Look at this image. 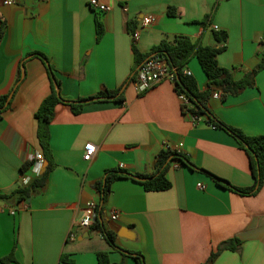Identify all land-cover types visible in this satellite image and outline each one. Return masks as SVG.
Wrapping results in <instances>:
<instances>
[{
    "label": "crops",
    "instance_id": "obj_1",
    "mask_svg": "<svg viewBox=\"0 0 264 264\" xmlns=\"http://www.w3.org/2000/svg\"><path fill=\"white\" fill-rule=\"evenodd\" d=\"M14 1L6 6L0 0L5 23L0 96L13 93L21 72L12 108L0 120V196L25 186L24 178L33 183L49 166L44 169L48 161L35 114L51 94V82L38 54L55 68L64 100L77 102L121 89L124 101L84 104L80 114L63 103L56 107L50 125L56 167L46 185L18 204L0 201V206L18 210L16 216L0 213V264H99V252H107L111 264H136L133 254L139 253L145 264H205L232 239L240 244L220 251L214 264H264V187L254 196H242L177 160L167 174L169 190L148 192L131 178L112 184L103 213L96 217L114 233L117 248L93 229L96 218L90 228H78L87 203H100L95 185L107 170L151 174L158 154L168 148L236 187L252 186L246 152L205 117L195 122L191 113H184L173 83L162 81L140 94L128 80L135 68L134 47L148 54L178 37L218 46L216 30L228 35L220 44L226 48L218 55L219 65L235 80L243 79L262 60L264 0H99L111 6L108 12L92 9L91 0ZM171 8L175 16L169 14ZM150 15L156 21L134 43L133 32ZM206 18L209 27L203 24ZM98 21L103 28L99 39ZM186 68L199 91H206L208 78L199 61L193 58ZM213 94L206 105L220 121L249 136L264 135V70L254 87L237 96L223 100ZM88 144L96 146L91 162L83 158ZM37 155H43V162ZM113 211L119 214L116 221ZM74 229L76 238L70 240ZM64 255L71 263L62 261Z\"/></svg>",
    "mask_w": 264,
    "mask_h": 264
},
{
    "label": "trees",
    "instance_id": "obj_2",
    "mask_svg": "<svg viewBox=\"0 0 264 264\" xmlns=\"http://www.w3.org/2000/svg\"><path fill=\"white\" fill-rule=\"evenodd\" d=\"M169 14L175 16L176 9L171 8L169 10ZM203 24L205 27H209V18H206V22ZM4 25L5 23L0 18V42L2 41L4 35ZM102 34V24L98 21L97 38L99 39ZM215 37L218 46H204L200 42H193L188 37H178L172 43L167 41L161 42L148 54H142L137 48L134 47L133 54L135 68L133 75L128 81H136L139 68L146 60L153 57L165 58L168 64L176 70V79L174 85L176 87L177 93L179 95L184 94L188 98V104L182 105V111L184 113H191L194 117L201 118V116H203L206 118L208 124L214 125L216 128H221L234 137V139L238 142L239 148L245 151L249 157L252 177L254 179L252 186L247 188L236 187L227 180H224L208 171L197 168L186 156L179 153L178 151L165 149L158 154L155 160L154 170L151 174L132 175L122 170H107L103 180L99 181L95 185V188L100 196V203L97 213H103V205L111 193L112 184L121 178H131L137 182H140L148 192H161L171 189L172 183L168 179L167 174L170 167L172 166V163L176 160L192 170H200L205 172L217 185L242 196H254L258 194V192H260V190L264 187V135L249 136L240 129L226 125L214 114H212L206 105L207 101L215 91H220L222 99L225 100L229 96L239 95L248 87H254L256 75L260 71L264 70V52L260 64L253 71L249 72L243 79L235 80L232 72L221 67L218 63V55L226 48L225 44L222 46L220 44L227 42L228 35L224 31L216 30ZM37 56H39L46 63L51 82V94L46 99H44L35 114V118L38 121L37 136L44 150V154L49 166L45 174L40 178L35 179L30 185L23 186L10 195L0 196V201H5L6 203L10 204H18L21 201L28 199L37 188L45 186L50 173L56 167L50 145V125L54 120L56 107L62 103L69 105L74 114H80L84 108V104L78 103V101L69 102L62 98V96L56 90V86L60 88V82L55 76V68L49 63L48 59L44 55L38 54ZM193 58H196L199 61L204 73L208 78V89L204 92L199 91L195 79L186 76L183 73L187 64ZM20 80L21 72L18 74V82L12 92L17 91ZM10 94L0 96V120H2L5 113L12 108V100L7 105ZM93 98H99L98 101L109 100L112 98L111 100L123 102L124 94L121 92V89L116 91L106 90L98 93ZM82 100L83 99H80V101ZM28 165L30 164L24 165L23 169H26ZM136 177L146 180L140 181L137 180ZM95 218V226L93 229L100 231L110 243V245L113 248H117L115 245L114 233L107 231L105 227L97 220V217ZM239 244L240 240L238 239H232L224 242L219 247L218 252L212 253L205 264H214V261L220 251L228 248L236 249V246ZM97 255L99 264H111L107 252H99ZM133 255L136 264H145V260L140 253ZM62 261L71 263L72 260H69L66 255H64L62 256Z\"/></svg>",
    "mask_w": 264,
    "mask_h": 264
},
{
    "label": "built area",
    "instance_id": "obj_3",
    "mask_svg": "<svg viewBox=\"0 0 264 264\" xmlns=\"http://www.w3.org/2000/svg\"><path fill=\"white\" fill-rule=\"evenodd\" d=\"M4 5L6 6H12L15 4L14 0H3ZM90 7L96 11L100 12H108L111 10V6L106 5L99 0H91L89 3ZM156 21L155 16H144L141 19V23L139 25V28L133 32L132 39L134 43H136L140 38V31L143 29L148 28ZM261 40H264V35L261 38ZM184 75L191 77L192 73L189 69L185 68L183 71ZM176 79V70L172 68L167 60L162 57H153L148 60H146L141 67L139 68L135 84L137 86V90L140 94L145 93L148 91L151 87L154 85L161 83L162 81H169L174 84ZM213 97L215 99H221V95L219 93H214ZM179 98L183 104H188V98L184 94H180ZM195 122L200 121V117H194ZM215 127V126H214ZM182 146V145H180ZM169 149V148H168ZM96 151V146L93 144H88L85 147V152L83 155V158L86 162H91L94 158ZM37 160L39 162H43V155H37ZM23 184L25 186H28L30 184L29 180L24 178ZM198 187L200 189H205L206 186L203 184H199ZM26 205V204H25ZM99 207V202L97 201H90L87 203L85 211H84V217L80 221L78 228L87 229L90 228L93 224V220L96 217L97 210ZM18 210L15 207H6V206H0V213H8L11 216H16ZM119 214L116 211H113L111 213V219L113 221L118 220ZM76 229H74L70 235L69 239L74 240L76 238Z\"/></svg>",
    "mask_w": 264,
    "mask_h": 264
},
{
    "label": "water",
    "instance_id": "obj_4",
    "mask_svg": "<svg viewBox=\"0 0 264 264\" xmlns=\"http://www.w3.org/2000/svg\"><path fill=\"white\" fill-rule=\"evenodd\" d=\"M24 76H25V71H24V68H23V70H22V79L24 78ZM56 90L60 94V88L58 86H56ZM13 93L9 96L8 101H7V105L9 104V102L11 101V99L13 97ZM111 99L112 98H110L109 100H111ZM98 100H99V98H91V99H86V100L78 101V103L88 104V103L95 102V101H98ZM47 165H48V162H46L44 169H46ZM136 179L137 180H140V181H145L146 180V179H141L139 177H136Z\"/></svg>",
    "mask_w": 264,
    "mask_h": 264
}]
</instances>
